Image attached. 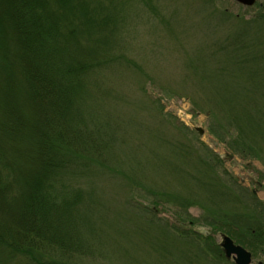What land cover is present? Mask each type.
Instances as JSON below:
<instances>
[{
	"label": "rangeland",
	"instance_id": "rangeland-1",
	"mask_svg": "<svg viewBox=\"0 0 264 264\" xmlns=\"http://www.w3.org/2000/svg\"><path fill=\"white\" fill-rule=\"evenodd\" d=\"M121 1L88 119L105 148L65 177L64 188L81 193L77 243L56 254L66 264H235L216 217L264 214V142L244 137L245 111L232 108L241 102L228 105L217 90L244 79L238 69L263 70L264 44L249 48L263 58L247 70L219 46L235 32L264 42V0ZM262 86L252 104L264 110ZM258 261L263 251L252 253Z\"/></svg>",
	"mask_w": 264,
	"mask_h": 264
},
{
	"label": "trees",
	"instance_id": "trees-1",
	"mask_svg": "<svg viewBox=\"0 0 264 264\" xmlns=\"http://www.w3.org/2000/svg\"><path fill=\"white\" fill-rule=\"evenodd\" d=\"M120 11L121 0H0V264H66L56 252L75 250L70 227L81 193L65 189V177L105 148L100 133L90 131L91 92L96 73L111 63ZM257 40L235 32L219 47L232 48L247 70L263 58L249 51L264 44ZM235 72L245 78L226 80L230 88L217 92L228 105L241 102L232 108L245 111L240 123L248 128H238L259 138L262 149L264 110L252 102L258 86L264 91V67ZM236 84L241 91H231ZM227 215L216 217L227 234L264 252V214Z\"/></svg>",
	"mask_w": 264,
	"mask_h": 264
},
{
	"label": "water",
	"instance_id": "water-1",
	"mask_svg": "<svg viewBox=\"0 0 264 264\" xmlns=\"http://www.w3.org/2000/svg\"><path fill=\"white\" fill-rule=\"evenodd\" d=\"M239 3L247 6H252L256 0H236ZM222 241L220 245L227 258H233L236 264H249L251 260V253L241 245L235 244L234 241L227 235L222 234ZM259 264H262L259 262Z\"/></svg>",
	"mask_w": 264,
	"mask_h": 264
}]
</instances>
